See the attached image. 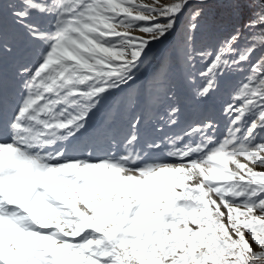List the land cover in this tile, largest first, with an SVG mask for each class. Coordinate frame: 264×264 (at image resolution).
Segmentation results:
<instances>
[{
	"label": "snow or ice",
	"instance_id": "6c2138e0",
	"mask_svg": "<svg viewBox=\"0 0 264 264\" xmlns=\"http://www.w3.org/2000/svg\"><path fill=\"white\" fill-rule=\"evenodd\" d=\"M0 264H264V0H0Z\"/></svg>",
	"mask_w": 264,
	"mask_h": 264
},
{
	"label": "rangeland",
	"instance_id": "374dc122",
	"mask_svg": "<svg viewBox=\"0 0 264 264\" xmlns=\"http://www.w3.org/2000/svg\"><path fill=\"white\" fill-rule=\"evenodd\" d=\"M137 2H143L145 4H151L153 2V0H137ZM160 2L163 3L164 0H160ZM214 19L217 20V22H222L223 18L221 17L219 12H216V15L214 16ZM167 51H168V48H158V49H156L154 51L153 55L159 57V56H162L163 54H165ZM5 70L8 71L7 66H6ZM144 79H145L144 77H141V81H138L137 87L141 86V84L143 83ZM123 111L124 110H122V112ZM116 127H117V129H119L121 127V123H120L119 120L117 121ZM150 133H151V129L149 127L148 129H146V135H150Z\"/></svg>",
	"mask_w": 264,
	"mask_h": 264
}]
</instances>
